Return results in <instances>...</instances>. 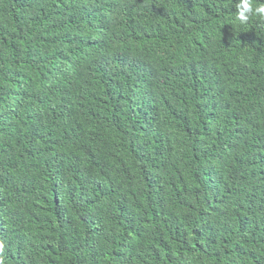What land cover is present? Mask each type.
Listing matches in <instances>:
<instances>
[{
  "label": "trees",
  "instance_id": "obj_1",
  "mask_svg": "<svg viewBox=\"0 0 264 264\" xmlns=\"http://www.w3.org/2000/svg\"><path fill=\"white\" fill-rule=\"evenodd\" d=\"M238 3L0 0L5 264H264V18Z\"/></svg>",
  "mask_w": 264,
  "mask_h": 264
},
{
  "label": "clouds",
  "instance_id": "obj_2",
  "mask_svg": "<svg viewBox=\"0 0 264 264\" xmlns=\"http://www.w3.org/2000/svg\"><path fill=\"white\" fill-rule=\"evenodd\" d=\"M252 17L264 18V0L253 5V0H239L237 5L236 20L241 24H247ZM4 244L0 242V254L3 253ZM0 264H5L3 255H0Z\"/></svg>",
  "mask_w": 264,
  "mask_h": 264
}]
</instances>
